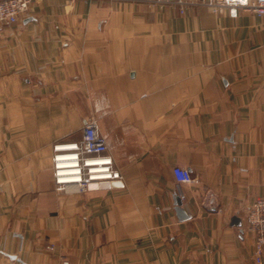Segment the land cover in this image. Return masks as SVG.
Masks as SVG:
<instances>
[{
    "label": "crops",
    "instance_id": "obj_1",
    "mask_svg": "<svg viewBox=\"0 0 264 264\" xmlns=\"http://www.w3.org/2000/svg\"><path fill=\"white\" fill-rule=\"evenodd\" d=\"M90 119L122 178L58 190L52 147ZM176 165L195 181L178 182ZM261 195L253 12L36 0L0 24V264H256L245 219Z\"/></svg>",
    "mask_w": 264,
    "mask_h": 264
},
{
    "label": "built area",
    "instance_id": "obj_2",
    "mask_svg": "<svg viewBox=\"0 0 264 264\" xmlns=\"http://www.w3.org/2000/svg\"><path fill=\"white\" fill-rule=\"evenodd\" d=\"M36 0H0V24L10 25L24 15ZM163 7L176 6L180 13L195 5H207L214 10L229 8L231 15L238 9L253 12L264 21V0H146ZM52 174L58 190L74 189L83 191L91 185L112 182L122 178L114 167L113 159L107 152L105 137L98 130L94 119L88 120L82 127L81 138L77 141L56 143L52 147ZM173 175L178 182L195 181L191 172L183 166L173 167ZM246 227L254 234V261L264 264V195L257 197L250 205ZM52 249V246H49ZM21 264V263H15Z\"/></svg>",
    "mask_w": 264,
    "mask_h": 264
},
{
    "label": "water",
    "instance_id": "obj_3",
    "mask_svg": "<svg viewBox=\"0 0 264 264\" xmlns=\"http://www.w3.org/2000/svg\"><path fill=\"white\" fill-rule=\"evenodd\" d=\"M119 184V182L118 181H112V182H101L100 184H99V187L100 188H106V187H109V186H116V185H118ZM181 199H180V197L178 196L177 198H176V200H175V204H176V207H175V209H176V212H177V214L179 215V218L180 219H186L187 218V215H186V213H185V211H184V209L181 207ZM232 223L233 224H236V225H240V223H241V221H240V219L238 218V217H233L232 218Z\"/></svg>",
    "mask_w": 264,
    "mask_h": 264
}]
</instances>
